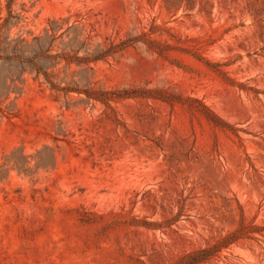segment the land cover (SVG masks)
<instances>
[{"label":"rangeland","instance_id":"374dc122","mask_svg":"<svg viewBox=\"0 0 264 264\" xmlns=\"http://www.w3.org/2000/svg\"><path fill=\"white\" fill-rule=\"evenodd\" d=\"M22 4L13 34L80 13L136 37L94 79L138 97L66 105L28 77L0 120V264H176L237 230L202 264H264V0Z\"/></svg>","mask_w":264,"mask_h":264},{"label":"trees","instance_id":"16d2710c","mask_svg":"<svg viewBox=\"0 0 264 264\" xmlns=\"http://www.w3.org/2000/svg\"><path fill=\"white\" fill-rule=\"evenodd\" d=\"M5 2L6 15L0 18V120L14 115L16 100L28 77L52 96L62 98L66 105L109 107L114 100L138 97L127 90H106L97 86L94 79L95 66L139 43L136 37L100 41L88 17L80 13L73 14L74 20L71 15L47 19L37 33L13 34V28L25 24V5L22 4V13H13L14 0ZM242 234V230H237L221 237L213 245L181 257L176 264L205 263Z\"/></svg>","mask_w":264,"mask_h":264}]
</instances>
